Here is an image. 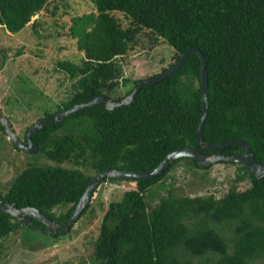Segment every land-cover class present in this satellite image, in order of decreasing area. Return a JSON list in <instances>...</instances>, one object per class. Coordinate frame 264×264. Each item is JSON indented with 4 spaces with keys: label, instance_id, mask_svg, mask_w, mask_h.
Returning <instances> with one entry per match:
<instances>
[{
    "label": "trees",
    "instance_id": "obj_1",
    "mask_svg": "<svg viewBox=\"0 0 264 264\" xmlns=\"http://www.w3.org/2000/svg\"><path fill=\"white\" fill-rule=\"evenodd\" d=\"M88 1L90 9L71 14L67 26L81 52L79 61L60 58L53 65L70 79V89L43 116L96 95L119 100L138 80L155 75L130 79L122 73L121 57L146 32L151 43L161 38L172 47L170 59L159 71L188 46L203 53L208 104L203 140L238 138L264 164V0ZM48 4L49 11L56 10L57 0H0V26L16 32L34 13H44ZM39 21L38 16L31 20L33 31ZM128 81L123 93H112ZM200 112L199 57L190 52L173 73L140 86L129 102L111 108L103 101L83 105L34 130L31 139L37 151L73 165L28 164L0 191V200L17 207L34 206L52 219L63 220L89 177L105 167L149 169L181 146L196 147L208 155L242 151L236 144L200 147L195 138ZM0 128L4 132L1 123ZM180 159L208 167L182 156L153 177L129 179L135 187L110 201L103 214L92 247L95 264H251L257 257L264 264V176L257 177L245 165L230 161L237 164L234 184L220 196L176 194L168 189L149 205L145 192L152 199L155 194L150 187L160 185ZM113 179L123 178L103 180ZM243 179L249 184L237 189L235 183ZM65 204L64 211L55 213L53 207ZM32 222L42 225L34 218ZM17 226L15 216L0 211V241ZM225 228L227 234L220 231Z\"/></svg>",
    "mask_w": 264,
    "mask_h": 264
},
{
    "label": "rangeland",
    "instance_id": "obj_2",
    "mask_svg": "<svg viewBox=\"0 0 264 264\" xmlns=\"http://www.w3.org/2000/svg\"><path fill=\"white\" fill-rule=\"evenodd\" d=\"M38 11L16 32L0 26V111L8 120L12 131L23 138L27 126L45 111H52L70 89V79L53 65L60 58L79 61L81 52L75 47L74 38L67 33L71 14L90 9L88 0H57V8L51 12ZM125 22L121 13L115 12ZM38 16L36 31L30 26ZM135 48L121 57L122 73L130 79L159 72L170 59L172 47L161 38L151 43L146 32L139 35ZM20 50V51H18ZM130 84L122 82L112 93L121 94ZM63 164L56 162L37 149L33 152L14 146L0 128V191H4L14 176L26 165ZM208 167L194 166L187 159L178 160L162 177L161 184L154 183L150 190L155 194L149 205L157 201L159 194L171 189L176 194H223L234 184L237 164L211 161ZM93 173L91 169L82 167ZM249 184L247 179L235 183L237 189ZM135 187L129 179L101 181L92 192L88 206L66 232H43L29 224L19 223L13 231L1 239L0 264H95L92 255L93 241L108 203L121 197L125 189ZM68 204L53 207L55 213L64 211ZM227 234L228 230H220ZM262 257L251 260L259 264Z\"/></svg>",
    "mask_w": 264,
    "mask_h": 264
},
{
    "label": "water",
    "instance_id": "obj_3",
    "mask_svg": "<svg viewBox=\"0 0 264 264\" xmlns=\"http://www.w3.org/2000/svg\"><path fill=\"white\" fill-rule=\"evenodd\" d=\"M194 52L199 57V71H200V99H201V112L195 128V138L197 144L200 147L216 149L219 147L227 146L229 144L239 145L242 149L240 153L235 154H224V153H212L205 154L196 147L191 146H181L174 150L168 151L164 156L151 168L149 169H139V170H127L112 167H105L99 171L94 172L87 180L80 196L74 203L69 215L63 220H55L50 218L48 215L40 211L34 206H21L17 207L14 202H2L0 200V211H6L9 214L17 218L18 223H26L30 226L41 230L43 232H66L72 223L77 219L80 212L87 206L93 189L101 182L104 178L108 176H115L123 179H135V178H149L153 177L160 172H162L168 164L177 157L188 156L197 162L200 166H204L211 161H216L219 159L226 161L239 162L246 166V168L252 172L257 177L264 176V164L256 161L253 156L252 150L248 144L238 138H228L226 140H221L217 142H205L202 138L201 131L204 123V119L207 114V78L205 69V58L203 53L196 46L186 47L179 55V57L167 68L157 72L153 76L146 77L144 79L138 80L131 90L119 100H112L105 95H96L91 99L73 104L71 107L66 109H61L54 115L42 116L33 121L26 129L24 133V138H19L11 129V126L6 119V117L0 111V123L3 125L4 132L9 140L21 150H26L28 152H33L37 149V144L31 139V134L37 128L45 125L49 122H55L62 119V117L77 109L83 105H89L97 101H103L105 106L111 108L115 105L121 103H127L132 99L133 94L136 90L147 83L159 80L171 73H173L179 65L183 62L188 53ZM32 218L38 220L42 225H38L32 222Z\"/></svg>",
    "mask_w": 264,
    "mask_h": 264
},
{
    "label": "flooded vegetation",
    "instance_id": "obj_4",
    "mask_svg": "<svg viewBox=\"0 0 264 264\" xmlns=\"http://www.w3.org/2000/svg\"><path fill=\"white\" fill-rule=\"evenodd\" d=\"M23 138H24V136H23ZM23 138H22V139H23Z\"/></svg>",
    "mask_w": 264,
    "mask_h": 264
}]
</instances>
